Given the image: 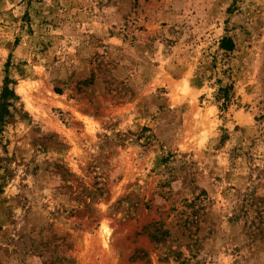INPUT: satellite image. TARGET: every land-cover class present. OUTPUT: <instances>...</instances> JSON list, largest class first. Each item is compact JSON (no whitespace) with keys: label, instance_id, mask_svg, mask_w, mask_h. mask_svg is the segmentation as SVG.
I'll return each instance as SVG.
<instances>
[{"label":"rangeland","instance_id":"rangeland-1","mask_svg":"<svg viewBox=\"0 0 264 264\" xmlns=\"http://www.w3.org/2000/svg\"><path fill=\"white\" fill-rule=\"evenodd\" d=\"M5 85L0 264H264V0H0Z\"/></svg>","mask_w":264,"mask_h":264},{"label":"trees","instance_id":"trees-1","mask_svg":"<svg viewBox=\"0 0 264 264\" xmlns=\"http://www.w3.org/2000/svg\"><path fill=\"white\" fill-rule=\"evenodd\" d=\"M232 42V41H231ZM226 49H233V45H229ZM15 97V93L7 85L3 87L2 94L0 97V122L3 125L6 122L7 115L10 113L9 106L11 104V98Z\"/></svg>","mask_w":264,"mask_h":264}]
</instances>
